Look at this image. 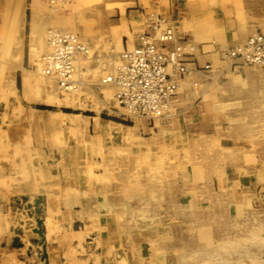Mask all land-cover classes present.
Masks as SVG:
<instances>
[{
  "label": "rangeland",
  "instance_id": "obj_1",
  "mask_svg": "<svg viewBox=\"0 0 264 264\" xmlns=\"http://www.w3.org/2000/svg\"><path fill=\"white\" fill-rule=\"evenodd\" d=\"M168 2L176 36L189 32L195 46L223 40L222 9L242 35L264 33V0H0V251L16 249L14 264H46L47 251L57 264H264V222L248 214L250 199L264 214V135L247 142V111L222 98L223 86L209 131L178 109L169 121L124 117L97 67L75 105L41 103L64 96L41 75L48 28L116 54L146 15L170 17Z\"/></svg>",
  "mask_w": 264,
  "mask_h": 264
},
{
  "label": "built area",
  "instance_id": "obj_2",
  "mask_svg": "<svg viewBox=\"0 0 264 264\" xmlns=\"http://www.w3.org/2000/svg\"><path fill=\"white\" fill-rule=\"evenodd\" d=\"M146 17L145 26L136 33L131 47L116 54L96 53L77 34L48 28L47 49L38 57L43 76L53 79L60 90H77L92 82L84 79L85 74L89 76L97 67L102 70L99 84L115 88V107L121 115L171 120L177 113L175 99L181 80L193 71L210 70L211 65H194L196 46L189 38L176 36L175 20L171 17L153 13ZM219 56L232 70L264 67V34L251 33Z\"/></svg>",
  "mask_w": 264,
  "mask_h": 264
},
{
  "label": "crops",
  "instance_id": "obj_3",
  "mask_svg": "<svg viewBox=\"0 0 264 264\" xmlns=\"http://www.w3.org/2000/svg\"><path fill=\"white\" fill-rule=\"evenodd\" d=\"M169 6L165 8L166 15H169L175 22L178 17V10L175 8L174 3L168 2ZM165 13V12H164ZM175 13V15H174ZM137 22L141 24L144 20L141 14H137ZM142 17V19H140ZM219 24L222 29V32L225 34L224 38L220 42H211L207 43H198L195 47V51L193 53L194 65L201 68L205 64L209 63L211 65L210 70H196L188 75L184 76L181 80L177 95L175 99L176 108L180 113L185 117L187 124H195L199 125L200 128L205 130H212L216 127L217 122L212 119L211 113L214 111V107L216 106V102L212 103V100L218 96L222 89L225 88L226 94L222 97L225 101H232V97L235 95L238 99L236 107L238 110L245 109L247 111L246 116V130H247V142H256L260 141V136L264 135V67L252 68L249 66L242 67L241 70H232L228 68V65L225 61H222L219 56V51L222 50L224 46L227 48L230 46L237 45L242 43L247 36L242 35L240 30L233 29V25L231 23V13L229 11H225L222 9L219 17ZM180 27V25H179ZM262 33V32H261ZM264 34V33H263ZM250 35V34H249ZM182 36H185L193 41V38L189 32H184ZM135 38L131 41L134 43ZM129 39L125 38L122 41V49L129 46ZM208 48H207V47ZM191 66V65H189ZM229 71V72H228ZM231 72V76H228V73ZM191 75V76H190ZM230 98V99H229ZM241 100V101H240ZM183 102V103H182ZM229 102V101H228ZM233 103V102H232ZM231 104V103H230ZM229 106V105H228ZM228 106H222L224 113L227 114L226 109ZM234 106V103H233ZM211 110V111H210ZM196 112V114L194 113ZM211 112V113H210ZM184 114H187L186 116ZM211 117V118H210ZM241 120H238V123H241ZM241 127H244L240 125ZM252 137V138H251ZM257 137V139H256ZM223 139H227L226 136L221 137V141ZM264 141V139H263ZM255 166L248 167V174L255 173ZM244 186L243 184H241ZM218 189V188H217ZM251 198V194H247ZM264 202V195L261 198ZM252 202V210L251 204L248 203V214L249 216L254 215L255 218L260 221V219L264 222V214L262 216H258V212L261 211L259 209H255L254 200L250 199ZM264 211V210H262ZM45 214V213H44ZM258 217V218H257ZM262 217V218H260ZM43 217V224H44ZM260 218V219H259ZM1 225L2 228L0 230H4V234H1L3 231H0V238L5 239L4 236L7 235L6 227L8 221L5 220L4 217H1ZM15 218L11 217L10 221H13ZM254 222V221H253ZM252 227V226H251ZM44 237H47V232L44 230ZM18 235H13V237ZM251 238L255 237L254 234L249 235ZM248 236V237H249ZM221 238V235H218ZM32 236L29 235L25 237L26 240L31 239ZM52 238V237H51ZM54 238V237H53ZM11 239V238H10ZM10 239L6 240L10 242ZM20 240L25 243L24 238L20 236ZM5 241V242H7ZM4 244V242L2 243ZM53 249V247H51ZM218 252V251H217ZM48 262L46 264H57L56 254L53 252L47 251ZM18 254V251L14 249L0 251V264H14L13 258H15ZM253 255V252H252ZM20 258V257H19ZM33 259L32 256L29 257ZM260 258V261L263 259ZM30 264V263H29Z\"/></svg>",
  "mask_w": 264,
  "mask_h": 264
},
{
  "label": "bare ground",
  "instance_id": "obj_4",
  "mask_svg": "<svg viewBox=\"0 0 264 264\" xmlns=\"http://www.w3.org/2000/svg\"><path fill=\"white\" fill-rule=\"evenodd\" d=\"M12 32H13V30H12ZM10 33V32H9ZM14 39H15V37H14ZM18 42V41H17ZM15 43V42H14ZM46 45V44H45ZM21 49H22V47H21ZM47 49V48H46ZM20 50V49H19ZM20 52H22V51H20ZM19 53V52H18ZM21 54V53H20ZM39 61V60H38ZM40 62V61H39ZM41 67H42V63H41ZM13 75V74H12ZM41 75L43 76V73H42V70H41ZM191 76V75H190ZM44 78H46L45 76H43ZM46 79H48V80H50V81H48L47 83H52V82H54V80L53 79H49V78H46ZM55 83V82H54ZM53 84V83H52ZM55 86V85H54ZM103 86H107V85H103ZM50 89H52V88H50ZM49 88H48V90H50ZM61 92H63V97L62 98H57V97H54L55 95H52L51 93H49V92H47V94H46V96L45 97H43V98H41L40 100H41V103L43 102V103H45V104H48V105H51V106H56V107H59V106H64V105H75L76 104V98H75V100L72 98V94L73 93H77L76 91H74V90H61ZM49 93V94H48ZM91 95H93V96H95V94H93V93H90ZM62 95V94H61ZM75 95V94H74ZM73 95V96H74ZM60 96V95H59ZM75 96H78V95H75ZM82 99V98H81ZM98 99V98H97ZM83 100V99H82ZM85 101L84 102H87L86 101V99H84ZM78 103V102H77ZM81 103V102H80ZM183 103V102H182ZM81 104H83L84 105V103H81ZM102 104H105V103H103L102 102ZM88 105V104H87ZM91 105V104H90ZM90 105H88L89 106V108H90ZM68 107V106H67ZM88 108V107H87ZM40 112H42L43 113V116L45 117L46 116V112H48L49 110H39ZM98 111V110H97ZM38 112V111H37ZM41 113V114H42ZM60 113L62 114V115H65V116H70L71 114H68V113H66V112H63V111H60ZM37 116V115H36ZM137 121V120H136ZM114 126V125H113ZM120 126V125H119ZM107 127V126H106ZM112 127V126H111ZM108 128V127H107ZM109 129V128H108ZM124 129V128H123ZM134 129V128H133ZM127 131H128V129H127ZM126 131V132H127ZM133 131V130H132ZM128 134V133H127ZM125 135V134H124ZM254 216V215H253Z\"/></svg>",
  "mask_w": 264,
  "mask_h": 264
},
{
  "label": "water",
  "instance_id": "obj_5",
  "mask_svg": "<svg viewBox=\"0 0 264 264\" xmlns=\"http://www.w3.org/2000/svg\"><path fill=\"white\" fill-rule=\"evenodd\" d=\"M39 202H40V199H36L35 201H34V207H35V212L36 213H39L40 212V209L38 208V204H39ZM36 225H37V229H35L34 231L36 232V233H38L39 235H42L43 233H42V231H41V229H40V227H41V220L40 219H37L36 220ZM11 246L12 247H19V246H21V243H19L17 240H13L12 241V244H11Z\"/></svg>",
  "mask_w": 264,
  "mask_h": 264
}]
</instances>
